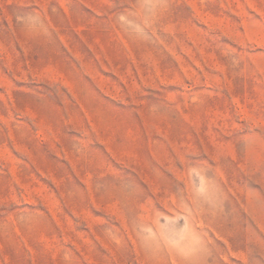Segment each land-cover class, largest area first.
<instances>
[{
	"label": "rangeland",
	"instance_id": "374dc122",
	"mask_svg": "<svg viewBox=\"0 0 264 264\" xmlns=\"http://www.w3.org/2000/svg\"><path fill=\"white\" fill-rule=\"evenodd\" d=\"M0 264H264V0H0Z\"/></svg>",
	"mask_w": 264,
	"mask_h": 264
},
{
	"label": "clouds",
	"instance_id": "9594fccd",
	"mask_svg": "<svg viewBox=\"0 0 264 264\" xmlns=\"http://www.w3.org/2000/svg\"><path fill=\"white\" fill-rule=\"evenodd\" d=\"M35 19H36V17L22 18V23L30 26Z\"/></svg>",
	"mask_w": 264,
	"mask_h": 264
}]
</instances>
